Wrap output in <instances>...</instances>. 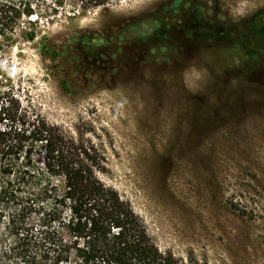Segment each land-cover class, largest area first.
<instances>
[{
    "label": "rangeland",
    "instance_id": "374dc122",
    "mask_svg": "<svg viewBox=\"0 0 264 264\" xmlns=\"http://www.w3.org/2000/svg\"><path fill=\"white\" fill-rule=\"evenodd\" d=\"M33 4L0 36V88L102 146L101 178L161 250L264 264V7L237 23L221 0ZM194 60L209 72L196 92Z\"/></svg>",
    "mask_w": 264,
    "mask_h": 264
},
{
    "label": "trees",
    "instance_id": "16d2710c",
    "mask_svg": "<svg viewBox=\"0 0 264 264\" xmlns=\"http://www.w3.org/2000/svg\"><path fill=\"white\" fill-rule=\"evenodd\" d=\"M66 1L84 13L121 0ZM34 12L33 0H0V36ZM106 173L101 145L0 88V264H188L156 245Z\"/></svg>",
    "mask_w": 264,
    "mask_h": 264
},
{
    "label": "clouds",
    "instance_id": "9594fccd",
    "mask_svg": "<svg viewBox=\"0 0 264 264\" xmlns=\"http://www.w3.org/2000/svg\"><path fill=\"white\" fill-rule=\"evenodd\" d=\"M154 3L155 0H143L144 7L140 9H147ZM221 3L227 17L237 23L254 14L260 7H264V3H259L258 0H221ZM183 76L186 82H190V90L196 92L208 79L209 72L205 66L194 60L184 69Z\"/></svg>",
    "mask_w": 264,
    "mask_h": 264
}]
</instances>
